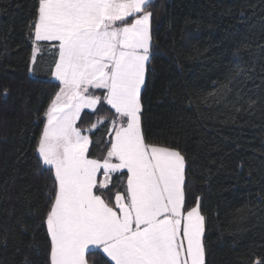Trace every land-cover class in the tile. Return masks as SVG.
Instances as JSON below:
<instances>
[{
    "label": "trees",
    "instance_id": "16d2710c",
    "mask_svg": "<svg viewBox=\"0 0 264 264\" xmlns=\"http://www.w3.org/2000/svg\"><path fill=\"white\" fill-rule=\"evenodd\" d=\"M36 3L0 0V264H46L48 255L40 223L51 182L34 147L58 83L45 42L32 63ZM152 11L147 138L186 156L189 206L202 197L207 264H251L264 255V0H154ZM96 120L83 111L78 126ZM91 138L90 156L101 157L104 126ZM110 187L114 195L118 181Z\"/></svg>",
    "mask_w": 264,
    "mask_h": 264
},
{
    "label": "snow or ice",
    "instance_id": "6c2138e0",
    "mask_svg": "<svg viewBox=\"0 0 264 264\" xmlns=\"http://www.w3.org/2000/svg\"><path fill=\"white\" fill-rule=\"evenodd\" d=\"M153 7L154 0H37L28 24L32 63L45 42L58 82L34 147L51 182L40 223L46 264H89L90 256L100 264H207L202 197L189 206L186 156L150 141L143 126ZM105 105L108 115H99ZM85 109L97 120L82 128ZM101 126L105 151L92 158ZM251 264H264V255Z\"/></svg>",
    "mask_w": 264,
    "mask_h": 264
},
{
    "label": "crops",
    "instance_id": "0c3cea01",
    "mask_svg": "<svg viewBox=\"0 0 264 264\" xmlns=\"http://www.w3.org/2000/svg\"><path fill=\"white\" fill-rule=\"evenodd\" d=\"M52 77V76H51ZM52 80H53V78H52ZM56 83H58L57 81H55ZM84 111H90V110H88V109H85Z\"/></svg>",
    "mask_w": 264,
    "mask_h": 264
}]
</instances>
